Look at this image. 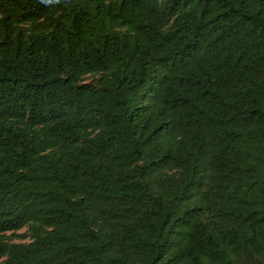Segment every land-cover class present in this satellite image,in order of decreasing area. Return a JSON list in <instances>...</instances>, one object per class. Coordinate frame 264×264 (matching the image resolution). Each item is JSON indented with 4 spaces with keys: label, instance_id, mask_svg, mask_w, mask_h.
<instances>
[{
    "label": "trees",
    "instance_id": "16d2710c",
    "mask_svg": "<svg viewBox=\"0 0 264 264\" xmlns=\"http://www.w3.org/2000/svg\"><path fill=\"white\" fill-rule=\"evenodd\" d=\"M0 264H264V0H0Z\"/></svg>",
    "mask_w": 264,
    "mask_h": 264
}]
</instances>
